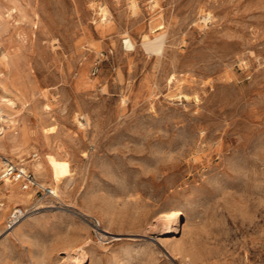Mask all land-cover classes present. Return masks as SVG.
<instances>
[{"label":"rangeland","instance_id":"rangeland-1","mask_svg":"<svg viewBox=\"0 0 264 264\" xmlns=\"http://www.w3.org/2000/svg\"><path fill=\"white\" fill-rule=\"evenodd\" d=\"M0 86V264H264V0H0Z\"/></svg>","mask_w":264,"mask_h":264},{"label":"bare ground","instance_id":"bare-ground-1","mask_svg":"<svg viewBox=\"0 0 264 264\" xmlns=\"http://www.w3.org/2000/svg\"><path fill=\"white\" fill-rule=\"evenodd\" d=\"M16 1V0H15ZM14 2V1H13ZM21 2V1H20ZM18 3V2H17ZM16 4V3H15ZM12 7V6H11ZM102 7V6H101ZM11 9V8H10ZM10 9H8V10H10ZM101 10L103 11V15L105 16L106 15V10L104 9V8H101ZM15 12V11H14ZM13 13V12H12ZM11 14V13H10ZM102 15V14H101ZM107 16V15H106ZM161 27V26H160ZM163 34L162 33H159L158 35H156L155 36V38L153 39V40H151L150 38H147V39H145L144 41H143V44L145 45V47H147V48H152V49H154V50H157V51H162V45H163ZM7 42V41H6ZM13 45V44H12ZM125 45H126V47H133L134 45H133V43H132V41L130 40V38H127V39H125ZM6 46V45H5ZM8 46V45H7ZM10 47V46H9ZM12 47V46H11ZM12 49V48H11ZM10 49V50H11ZM17 49V48H16ZM10 56V55H9ZM8 56V57H9ZM14 57V56H13ZM3 58V57H2ZM7 58V57H6ZM8 60H6V62H7ZM10 62V61H9ZM13 65V64H12ZM10 67H12V66H10ZM13 69V68H12ZM8 70H10V68L8 69ZM10 75V74H9ZM14 77V76H13ZM7 79V78H6ZM1 87V86H0ZM2 88V90H3V87H1ZM5 91V90H4ZM21 91V90H20ZM15 94V93H14ZM23 95V94H22ZM19 96V95H18ZM4 99L3 100H1L2 102H3V105L5 106V105H12L13 103H14V101L11 99V98H7V97H5V96H2ZM26 97V96H25ZM19 98H20V96H19ZM15 100H16V98H15ZM20 101V100H19ZM17 102V101H16ZM22 102V101H21ZM25 102V101H24ZM24 107H25V105H24ZM0 118L5 122V123H7L6 125H9V126H11L12 124H13V121L12 120H10L9 119V117H8V115L3 111V107H1L0 106ZM2 126V125H1ZM4 126V125H3ZM21 127V126H20ZM25 128V127H24ZM5 129V128H4ZM4 129L1 131V134H2V132L4 131ZM46 130H52L51 129V127H47L46 128ZM27 131V130H26ZM25 131V132H26ZM16 132V131H15ZM14 132V133H15ZM9 133V132H8ZM24 134V133H23ZM31 134V133H30ZM33 134V133H32ZM4 135V134H3ZM11 135V134H10ZM6 136V135H5ZM4 136V137H5ZM9 137V136H8ZM23 137H24V135L22 136V138H20L21 139V141H22V143L24 142V139H23ZM28 137H30V136H28ZM7 138V137H6ZM9 138H11V140H13V142H14V139H15V137L14 136H12V137H9ZM31 140V139H30ZM34 140V139H33ZM7 141V140H6ZM9 141V140H8ZM20 141V142H21ZM4 142H5V140H4ZM2 143V142H1ZM8 143V142H7ZM16 143V142H15ZM3 145V144H2ZM7 145V144H6ZM9 145V144H8ZM20 145V144H19ZM31 145V144H30ZM4 146V145H3ZM5 147V146H4ZM25 149V148H24ZM28 149H30V147H28ZM34 149V148H33ZM3 150V149H2ZM1 150V151H2ZM8 150V149H7ZM26 150V149H25ZM32 150V149H31ZM36 150V149H35ZM11 152V151H10ZM2 153H4V152H2ZM8 153H9V151H8ZM29 153V152H28ZM36 154V153H35ZM34 154V155H35ZM58 155V154H57ZM38 156V155H37ZM18 157V156H17ZM39 157V156H38ZM53 166H54V169H55V173H56V176H57V178L60 180V183L57 185V190L56 191H58V189H59V185H61V183L63 182V180H64V177H63V174H64V169H63V163H62V160L59 158V157H57L56 155H53ZM36 159H38V158H36ZM29 161V160H28ZM22 163V162H21ZM25 163V162H24ZM30 164V166L31 167H33V169H35V170H39L40 168H41V162H40V160H32V161H30L29 162ZM23 164V163H22ZM42 166H44V165H42ZM22 168H24L25 169V167H22ZM34 172V171H33ZM37 173V172H36ZM42 174H44V173H42ZM40 175V174H39ZM42 180V179H41ZM5 182L3 183V186L6 188V189H9L11 192H14V193H18L19 192V190H18V185H17V183L18 182H13V181H11V180H8V179H5L4 180ZM21 186H22V184H20ZM39 185V184H38ZM3 187V188H4ZM24 187V186H23ZM61 187V186H60ZM51 189V192L54 194V188L52 187V188H50ZM8 193V192H7ZM13 194V193H12ZM179 210V209H178ZM15 212H21V210L20 209H17V210H15ZM85 214V213H84ZM177 216H178V211H176V210H171V211H166V212H160L159 213V215H158V220H161L162 222H164L165 223V225H166V232L168 233H174L175 232V230H176V227H175V224H174V221H175V219L177 218ZM75 246V245H74ZM77 247V246H76ZM68 248H70V247H68ZM73 248V247H72ZM75 248V247H74ZM71 249V248H70ZM80 249V248H79ZM75 253H76V251H75ZM81 255H80V258L78 257L77 259L78 260H80L83 256H82V253H80ZM73 255V254H72ZM85 255V254H84ZM70 257V256H69ZM83 259V258H82ZM66 260H68V259H66ZM65 260V261H66ZM73 260V259H72ZM79 262V261H78ZM77 263V262H76ZM70 264V263H69Z\"/></svg>","mask_w":264,"mask_h":264},{"label":"built area","instance_id":"built-area-1","mask_svg":"<svg viewBox=\"0 0 264 264\" xmlns=\"http://www.w3.org/2000/svg\"><path fill=\"white\" fill-rule=\"evenodd\" d=\"M0 176L5 180L11 181H23L24 188H27L29 185H36L35 179L30 171L13 164L11 161H8L6 158H0ZM44 194H51L50 188H42ZM23 214L21 212H13L10 216V224L15 223Z\"/></svg>","mask_w":264,"mask_h":264},{"label":"crops","instance_id":"crops-1","mask_svg":"<svg viewBox=\"0 0 264 264\" xmlns=\"http://www.w3.org/2000/svg\"><path fill=\"white\" fill-rule=\"evenodd\" d=\"M46 156H47V154H46Z\"/></svg>","mask_w":264,"mask_h":264}]
</instances>
